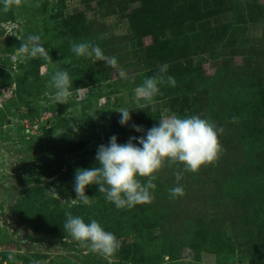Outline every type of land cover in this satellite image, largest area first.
I'll use <instances>...</instances> for the list:
<instances>
[{
    "label": "rangeland",
    "instance_id": "obj_1",
    "mask_svg": "<svg viewBox=\"0 0 264 264\" xmlns=\"http://www.w3.org/2000/svg\"><path fill=\"white\" fill-rule=\"evenodd\" d=\"M255 1L264 4V0ZM141 5L144 6L142 16L136 14L131 18V13ZM168 6L163 0H143V4L139 0H21L18 6L5 12L0 4V111L3 112L0 119V264H13L7 261L9 253L15 254L17 264H225L229 258L242 254L236 251L232 257L229 255L228 246L232 241L229 230L224 229L219 236L225 246L221 251L216 247L205 250L196 242L192 245L178 242L162 249L165 240L155 238L152 231H145L117 238L119 249L112 256L104 257L75 241L66 231L32 230L17 207L19 200L26 199L30 191L34 198H45L57 213L88 205L77 199L75 173L77 169L98 165L97 149L109 141L99 138L96 131L105 121L120 114L118 110H129L132 96L139 97L135 94L136 88H118L114 82L126 77V73L130 77L142 57L159 55L167 59L179 54L191 59L190 52L205 48L207 52H198L192 57L193 64L204 75L220 69L221 78L240 77L246 91L257 83L253 74L257 65L254 57L246 55L245 71L236 67L242 65V54L254 49L252 42L264 26L262 18L240 17L237 23L221 12L209 16L211 4L199 0L195 5L198 15L181 23L176 19L178 14L170 19L166 13ZM92 21L98 22L97 27H85L84 23ZM73 34L82 42L120 36L125 41L110 51L116 60L129 67L120 69L114 65L109 69L110 66H100L102 61L94 57H78L70 47V41H77L73 40ZM29 35L41 37L51 59L23 57L18 53L21 40ZM100 48L105 54V48ZM65 69L69 72L73 93L66 104L58 103L53 98L55 90L48 86L51 75ZM92 75L105 80L78 88L81 80ZM192 96H186L184 104L188 108L183 106L179 112L163 107L162 102L143 103L144 119L149 124L157 119L159 125L161 118L201 116L205 105L191 99ZM225 99L227 108L246 100L234 94ZM177 104L184 105L183 100L180 98ZM116 124L111 128L110 137L115 135L118 141L124 137L125 128ZM198 172H203V166ZM247 194L252 192L249 190ZM188 207L190 214L184 220L181 216L183 222L201 209L192 197ZM196 228L197 222L195 228L187 231L196 232L200 235L199 242H206L209 232ZM134 248L137 260L132 261ZM147 253H154L156 258L139 259Z\"/></svg>",
    "mask_w": 264,
    "mask_h": 264
},
{
    "label": "trees",
    "instance_id": "obj_2",
    "mask_svg": "<svg viewBox=\"0 0 264 264\" xmlns=\"http://www.w3.org/2000/svg\"><path fill=\"white\" fill-rule=\"evenodd\" d=\"M139 1L143 4V0ZM163 1L169 4L166 13L170 19H174L178 14L176 19L184 23L198 15L195 5L199 0ZM200 1L211 4L208 10L209 16L221 12L223 15H228L234 22H237L240 17L247 16L262 18L264 22V4H256L255 0ZM97 5L100 6L99 3ZM192 7L194 9H191ZM142 11H144L143 5L131 13V18H134L136 14L141 17ZM84 25L85 27H91V25L97 27L98 22H87ZM191 31L190 28L189 32ZM73 40H77V43L82 42L79 36L74 37V34ZM123 41L125 40L120 36H111L103 40L101 38L90 39L89 42L105 48V55L112 57L114 55L110 48ZM252 45L254 49L242 54L244 58L242 65L236 67L239 71H245L246 55L254 57L253 61L257 65L254 67L253 74L257 78V83L250 86L248 91L241 86L240 77L235 80L229 79L231 76L221 78L220 69L212 75H204L200 68L193 64L192 57L198 52H207L205 48L190 52L191 59L179 54H173L167 59L159 55L144 57V59L142 57L140 65L134 69L130 77L126 73V77L114 82V86L118 88H137L145 78L157 75L161 65L165 63L169 65L167 75L175 78V86L159 85L160 93L151 100L132 96L129 108L131 120L127 125H123L124 137L119 138L117 142L124 144L130 137L145 136L147 130L158 126L157 119L150 124L144 119L141 104L162 102L163 107L172 112H179L183 106L188 108L187 104H184L186 96L193 95L191 99L201 101L205 105L201 118L209 119L217 127L224 128L223 134L219 136L223 150L213 164L203 166L202 174L198 171L184 172L183 178L177 182L174 173L178 170L183 171V165L177 164L169 167L165 164L156 173L157 178L154 181L156 189L153 192L152 202L136 205L131 209H117L113 203L106 200L103 193H99L95 184L85 188V195L88 196L90 203L96 201V205L78 206L74 210L70 207L67 211L58 213L45 198H34L33 192L30 191L26 199H20L17 204L26 225L35 231L48 230L52 233H61L64 231L63 225L66 221L65 212H71L73 216L75 212H78L77 216L83 218L85 223H90L92 219H95L105 231L113 233L117 238H128L130 235L152 231L155 238L165 240L162 249L178 244V242L188 243V245L196 242L205 250H209V247H216L217 251L225 247L219 236L224 229H228L233 242L228 246L229 255L232 257L236 251H242V254L229 258L224 262L225 264L231 262V264H264V26L259 36L253 40ZM102 65L110 66L109 69L113 67L104 62L100 66ZM185 66V70L181 71ZM127 67H129L128 64H123L118 59L114 68L127 69ZM188 69L189 74L187 75ZM228 69L230 70V67ZM104 80H99L92 75L81 80L78 88L98 85ZM233 94L243 96L246 100L243 104L237 103L234 108L233 106L227 108L228 103L225 98ZM180 98L184 105L177 104ZM2 116L3 112L0 111V119ZM233 117L236 119L233 120ZM120 118L121 114H115L108 122L105 121V125L96 131V135L104 141H110L111 128L115 123H117L116 126H121ZM133 125L141 126L145 131L136 132ZM135 143L142 147L138 141ZM141 181L146 182V178H141ZM177 183L184 188L185 194L172 199L169 196V189L177 186ZM249 190L252 192L250 195L247 194ZM190 197L193 198V203L196 201L199 204L201 209L183 222L184 216L190 214L188 213ZM196 222V229L201 228L200 231L209 232L210 237L206 238V242H199L200 235L196 232L188 233L187 230L195 228ZM135 251V248L134 252L131 251L132 261L137 260ZM155 258L154 253H147L139 259ZM215 264L220 263L215 262Z\"/></svg>",
    "mask_w": 264,
    "mask_h": 264
},
{
    "label": "clouds",
    "instance_id": "obj_3",
    "mask_svg": "<svg viewBox=\"0 0 264 264\" xmlns=\"http://www.w3.org/2000/svg\"><path fill=\"white\" fill-rule=\"evenodd\" d=\"M20 3L21 0H0L5 12ZM70 47L78 57H94L96 61L111 66L117 63L114 56L105 55L98 45L91 42L70 41ZM17 51L23 57L51 59L39 35H29L22 39ZM168 67L165 63L159 67L157 75L145 78L135 89V94L151 100L160 93L159 85L175 86V78L167 75ZM48 86L55 90L53 98L58 103L66 104L67 98L73 94L72 82L66 69L56 70L51 75ZM118 112L121 114L119 123L127 125L131 120L130 110L120 109ZM133 128L136 132L145 131L141 126L133 125ZM223 132L224 128L217 127L211 120L192 115L161 118L159 125L147 130L145 136L130 137L124 144L118 143L117 137L113 135L108 145L102 144L97 149L95 159L98 167L77 169L74 185L77 199L89 204L85 188L95 184L99 193H103L106 200L117 209H131L136 205L151 203L156 189V173L165 164L169 167L183 165V171L174 173L177 182L183 178L184 172L195 173L202 166L213 164L223 150L219 140ZM137 141L142 147L137 146ZM141 178H146V182H142ZM184 194L185 190L179 183L169 189L172 199ZM65 216L64 231L90 251L110 257L119 249L120 242L117 237L105 231L97 220L92 219L90 223H85L83 218L73 216L71 212H65ZM7 261L17 264L15 254L9 253Z\"/></svg>",
    "mask_w": 264,
    "mask_h": 264
}]
</instances>
